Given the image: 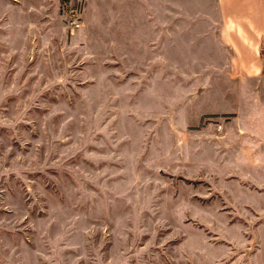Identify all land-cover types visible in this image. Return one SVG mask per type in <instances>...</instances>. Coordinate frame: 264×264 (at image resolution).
<instances>
[{"label":"rangeland","instance_id":"374dc122","mask_svg":"<svg viewBox=\"0 0 264 264\" xmlns=\"http://www.w3.org/2000/svg\"><path fill=\"white\" fill-rule=\"evenodd\" d=\"M221 23L0 0V264H264V69L231 72Z\"/></svg>","mask_w":264,"mask_h":264},{"label":"crops","instance_id":"0c3cea01","mask_svg":"<svg viewBox=\"0 0 264 264\" xmlns=\"http://www.w3.org/2000/svg\"><path fill=\"white\" fill-rule=\"evenodd\" d=\"M215 1L222 19L221 41L233 52L231 72L250 78L260 76L264 69L259 53L264 44V0Z\"/></svg>","mask_w":264,"mask_h":264},{"label":"trees","instance_id":"16d2710c","mask_svg":"<svg viewBox=\"0 0 264 264\" xmlns=\"http://www.w3.org/2000/svg\"><path fill=\"white\" fill-rule=\"evenodd\" d=\"M260 57L264 61V44H261L259 49Z\"/></svg>","mask_w":264,"mask_h":264}]
</instances>
